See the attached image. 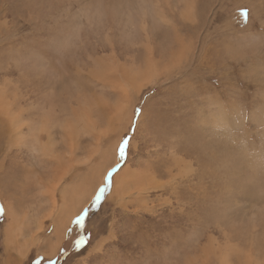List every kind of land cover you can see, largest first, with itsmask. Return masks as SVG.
<instances>
[{
  "label": "rangeland",
  "instance_id": "1",
  "mask_svg": "<svg viewBox=\"0 0 264 264\" xmlns=\"http://www.w3.org/2000/svg\"><path fill=\"white\" fill-rule=\"evenodd\" d=\"M0 205V264H264V0H0Z\"/></svg>",
  "mask_w": 264,
  "mask_h": 264
},
{
  "label": "bare ground",
  "instance_id": "2",
  "mask_svg": "<svg viewBox=\"0 0 264 264\" xmlns=\"http://www.w3.org/2000/svg\"><path fill=\"white\" fill-rule=\"evenodd\" d=\"M5 96V95H4ZM5 98V97H4ZM6 105V104H5ZM4 105V106H5ZM7 106H8V104H7ZM10 106V105H9ZM8 106V107H9ZM122 106V105H121ZM3 110H4V108H2ZM5 112V111H4ZM118 114V113H117ZM116 114V115H117ZM18 116H20V115H18ZM22 118H20V117H17V118H15L14 119V121H15V123H13V128H12V130L11 131H17V133L18 132H20L19 134H17V136L18 135H21L22 134V129L19 127L18 129H20V130H17V129H15V125H16V128L18 127V126H20V124H21V122H20V120H21ZM8 123V122H7ZM24 124V123H23ZM15 133V132H14ZM23 134H24V132H23ZM22 134V135H23ZM19 139V138H18ZM129 175V174H128ZM123 179V178H122ZM122 179H121V181H122ZM118 181H119V177H118ZM127 183V182H126ZM4 200H5V198H4ZM4 207H5V209H6V215L7 216H10V222L8 221V223H7V227H6V233H5V237L7 238V244H8V247L9 248H11V250L13 251V249L15 250V251H18V256L17 257H19V258H21V257H23V255H24V253L26 252V250H27V248H28V243H22V240L20 239V237L22 236V234H23V228H24V226L23 225H25V221H26V218H27V214H26V216L24 217V216H22V215H20V212H18V210L17 209H15V207H14V205L12 204V203H9L7 200H5L4 201ZM19 208V207H18ZM80 210V209H79ZM79 210L77 211V213L79 212ZM76 213V214H77ZM73 214H75V213H73ZM34 218V217H33ZM8 219V220H9ZM36 220V219H35ZM40 222V227H38L39 229L42 227V220H38V222L37 223H39ZM57 232L55 233V235H56V237H57V239L55 240V241H51L49 244H51V255L52 254H55L56 252H58V250H59V248L61 247L60 246V244H61V242H62V239H61V237L62 236H59L60 235V229H58V227H57V230H56ZM63 233V232H62ZM62 235V234H61ZM32 239V238H31ZM8 252H10L9 254H10V257L9 258H11L14 254L11 252V251H9V250H7ZM17 255V254H16ZM15 255V256H16ZM22 259V258H21ZM17 260V259H16ZM20 260V259H19ZM9 261L11 262V261H13V260H11V259H9Z\"/></svg>",
  "mask_w": 264,
  "mask_h": 264
},
{
  "label": "snow or ice",
  "instance_id": "3",
  "mask_svg": "<svg viewBox=\"0 0 264 264\" xmlns=\"http://www.w3.org/2000/svg\"><path fill=\"white\" fill-rule=\"evenodd\" d=\"M126 151V150H125ZM115 173H113L114 175ZM4 214V208L2 205H0V216H2Z\"/></svg>",
  "mask_w": 264,
  "mask_h": 264
},
{
  "label": "trees",
  "instance_id": "4",
  "mask_svg": "<svg viewBox=\"0 0 264 264\" xmlns=\"http://www.w3.org/2000/svg\"><path fill=\"white\" fill-rule=\"evenodd\" d=\"M80 238H82V237H80ZM80 238H79L78 240H80V241H81V239H80ZM64 243H65V242H64ZM62 247H63V246H62Z\"/></svg>",
  "mask_w": 264,
  "mask_h": 264
}]
</instances>
